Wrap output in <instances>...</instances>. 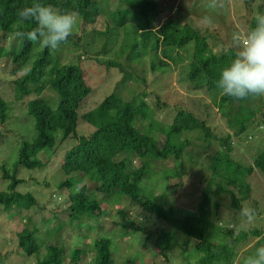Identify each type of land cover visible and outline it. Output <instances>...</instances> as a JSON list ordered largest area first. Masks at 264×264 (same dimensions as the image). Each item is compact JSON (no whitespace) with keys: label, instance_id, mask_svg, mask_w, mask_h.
<instances>
[{"label":"trees","instance_id":"obj_1","mask_svg":"<svg viewBox=\"0 0 264 264\" xmlns=\"http://www.w3.org/2000/svg\"><path fill=\"white\" fill-rule=\"evenodd\" d=\"M197 1L181 4L172 12L162 8L159 0H119L117 6L101 0H40L62 11H75L83 25V20L85 24L103 21L112 11L114 23L107 24V31L97 30V35L108 36L110 31L131 26L132 34L121 41L115 59L106 64L110 72L111 68L121 71L122 77L115 78L112 91L93 108L89 97L92 87L86 82L83 68L72 60L60 59V46L66 47L74 36L70 35L56 50L21 39L16 35L21 30L17 11L33 0H0V62H11L13 74L24 71L14 80V95L33 115L37 133L33 141L22 143L17 166L46 167L48 160L43 161L38 154L56 150L68 138H74L77 142L66 150L61 163L67 177L58 186H72L70 175L75 173L74 177L82 181L79 191L68 198V220L55 223L48 231L53 241L46 240L35 224L24 223L16 232L15 245L5 234L0 236V264H158L154 257L150 263L145 259L149 251L161 257L164 262L160 263L170 264V254L176 249L183 264H232L235 257L242 259L264 245V209L259 204H264V190L257 189L264 185V149L245 165L234 155L242 149L240 136L264 121V98L236 101L219 96L216 81L234 56L233 36L231 42L222 43L221 52H213L209 38L215 26L204 25L203 18L210 16L215 21V16L199 10L202 6ZM249 4L253 8L252 2L245 0V5ZM223 10L229 8L213 10L220 20ZM257 13L264 14V5L247 16V29L255 26ZM34 23L25 24L23 30H30ZM181 50L192 51L182 84L209 93L212 104L226 120L225 132L217 134L209 126L208 118L214 113L208 104L204 105L211 110L208 117L202 116L200 107L175 104L174 116L167 121L144 100L150 93V75L164 67L157 59L169 65L161 60L159 52L178 62L183 60ZM46 90L59 95L57 106H52L56 103L53 97L42 95ZM156 95L158 108L168 105L166 98ZM9 105L0 93L3 123L8 119ZM80 120L92 124L95 130L80 134ZM162 160L172 161V165H159ZM195 167L202 171L198 180L202 187H195L198 194L185 192L179 198V189L186 187L184 177ZM258 176L261 180L256 179ZM4 177L11 178V182L9 190H0V209L21 215L38 204L30 192L16 189L23 180L16 171L11 174L4 170ZM158 184L163 188L159 194ZM255 191L262 199L254 196ZM243 205L257 213L255 221L248 223V230L240 216ZM54 220L63 221L57 211L48 222ZM67 226L74 231L73 239H79L77 244L62 239L60 233ZM86 237H92L90 247L81 244ZM127 237L141 246L119 260L115 254L121 245L124 250L134 247L124 241ZM250 237L258 240L251 250L241 252Z\"/></svg>","mask_w":264,"mask_h":264},{"label":"rangeland","instance_id":"obj_2","mask_svg":"<svg viewBox=\"0 0 264 264\" xmlns=\"http://www.w3.org/2000/svg\"><path fill=\"white\" fill-rule=\"evenodd\" d=\"M101 1L107 2L109 6H117L119 4V0ZM159 1L161 4H163L162 8H164L165 10L171 9L172 12H176L178 6H180L181 4L188 5L192 3V0ZM248 1L252 2L253 8L249 7L250 4L248 6L245 5V0H228L226 2L225 0H223V8L227 7L229 8V10H223L222 20H220V17L217 16L218 13L216 11L214 12L213 9L206 8L210 3V0L197 1L198 4L202 6L199 10L203 9L202 11L204 13H207L208 15L212 14L213 16H215V21L212 20V24L215 26L213 27V29L215 30L212 31L213 35L209 38L210 47L212 48L213 52H221L223 48L222 43L227 41L231 42L232 36L237 32V30L234 31L235 29H238L239 31L246 30L247 24L245 21L247 16H251L252 13H256L259 6L264 5V0ZM165 17H167V15H165ZM165 17L163 18L164 20ZM78 23H80V25H77L74 33L72 34L74 38L70 39L66 47L60 46L59 55L60 59L63 62L73 61L75 63H78L83 68L86 82L92 87V91L89 95L90 103L92 106H94L93 108H95L98 104H100V102H102L105 96L112 91L115 84V78L122 77L121 71L115 70V68H113L114 70L112 71L111 68V73L109 69H107L106 64L110 60L115 59V53L118 49V46L121 45V41L125 37L127 39L128 35L132 34L131 26L129 24V26H124L117 31H110L108 33V36H101V34L97 35V30L105 29V31H107V24L114 23L112 21V11L107 13L103 21L97 19L93 23L85 24L83 20V25L81 17H79ZM82 26H84L83 29ZM228 32L231 34L228 35ZM97 52H99V54H97ZM179 52L182 54L183 60L181 61L179 59L178 62H174L173 60L165 57L161 52H159L161 60L169 62V65L160 63V61L157 59V56L155 58L154 53L152 54V57L155 59V61L157 59V62L161 65H164V67L161 66V69L154 72L153 75H150L147 84V88L149 89L150 93L145 97L144 100L152 108L156 109L160 118L167 121L171 120L174 116V111L172 108L175 104L186 105L188 107H191L192 109L196 108L198 110L202 108V116L204 117H208V111H211L204 108V105L208 104V108H213L214 113L213 116H210L208 118L209 126L213 131L217 132V134L225 132L228 129V126L225 123L226 120L219 113L217 107L215 108L212 104L209 93L200 90L194 91L187 88L188 84H182L186 79V66L188 65L189 60L192 57V51L188 52L181 50ZM93 57L97 58L98 61L95 59H91ZM118 59L121 61L123 60L120 57H118ZM149 61L150 58L148 57L147 65H149ZM13 67L14 65L11 62H7L5 59L0 62L2 77V81H0V93L3 94L4 97H6L10 104L7 121L4 123L0 121V190H9L8 187L11 182V178L4 177V170H8L11 174L16 171V176L20 179H23L17 185L16 189L22 193L30 192L36 197L38 204L33 209L23 210L21 212V215L16 214L14 211L4 212L3 209H0V236L5 234L8 242H10V244L12 245H15L14 240H16V232L20 231V229L24 227V223L26 224L27 222H31V224H35V226L40 229L41 234L46 240L53 241V238L50 239L51 236L49 235L48 231L54 228L55 223H57L56 225H58L62 222H65L64 220H68V206L70 204L68 198L70 197L71 193H77L82 186V181L74 177L76 176V173L70 175L72 177V186L65 188H59L58 186V182L67 177L66 173L61 167L63 156L66 150L73 146L77 142V140L74 138H68L63 144L57 147L56 150L50 149L46 150L45 152L41 151L38 154V157L42 160H48V165L46 167L43 166L41 168L38 167L29 169L23 165L17 166L22 143L33 141L36 138L37 133L33 115H31L29 111L26 110V106L23 101L15 99L16 97L14 95V80L16 79V77L21 76L24 71L13 74ZM50 94H52V96H50ZM156 94H159L162 98H166L168 100V105L161 104V107L158 108L156 106V103L158 101V97ZM42 95L48 96L49 98L53 97L52 101L56 100V103L52 104V106H57V104L59 103V100H57V97L59 95L57 96L56 92L51 91L50 93V90H46L42 93ZM255 105H257V102L255 103ZM261 122L262 124H259L257 122L253 127H249L247 131L240 136V146L242 147V149L238 153L236 152L234 155L235 157L239 158V161L243 165L251 163V158H253L255 153L264 149V121L262 120ZM94 130L95 127L92 124H89L88 122L83 120L79 121L78 131L80 134L85 133L88 135L89 132ZM195 135L197 134L195 133ZM248 135H250V138H247ZM190 139L195 140L193 136H190ZM234 142H237L235 138ZM236 148L237 147H235V149ZM135 163H137L136 160ZM164 163L172 165V161L169 160H162L159 162V165H162ZM190 171L191 173L184 177L186 187L184 189H179V198L180 196L184 197L185 192H194L195 187H202V185L198 183V180L202 174L201 169L195 167L194 169L190 168ZM256 179L261 180V177L258 176L256 177ZM177 180L178 179H175L174 182ZM253 183L255 185L254 181ZM257 189L261 191L262 189L264 190V185L262 186V188L258 187ZM162 190V185L158 184L156 187L157 194L161 193ZM257 191L254 192V196L258 200L262 199L261 193ZM195 193L198 194L197 191H195ZM170 195H172V192L170 193ZM217 199L220 198L217 197ZM222 201L223 203H226L225 199H223ZM186 202L189 201H185V203ZM124 204L127 205L128 202H124ZM259 204L261 206V209H264V204ZM56 211L59 213V216L63 221L54 220L52 222H48V219L51 218ZM95 221H98V217L95 219ZM106 221L109 222L108 219ZM242 224L243 223L241 222V225ZM245 224V229L248 230V223ZM111 225L112 224H110V226ZM60 235L62 239L66 240V242L71 240L73 244H77L79 241V239H73L74 231L70 226H67L66 229H63ZM257 240V237H250L247 243L242 245L241 252L251 250ZM124 241L128 242L134 247L132 250H124V247L121 245L119 250L115 254L117 259L119 260H124V258H127V255L129 253H132L133 250L138 251V247L141 246L138 241L136 242V240H134L133 238L129 239V237H127ZM91 242L92 237H86L84 240H82L81 244L84 243L90 247ZM92 253L93 252L89 254ZM88 255H84V257ZM153 257L156 258L158 264H162L160 263V261L164 262L158 254H156L155 256V253H153L152 251L148 252L145 259L149 262ZM170 257L172 258L171 262H169L170 264H183L182 257L181 255H179L177 249L170 254ZM194 258L195 259L193 260L196 261V257ZM27 259L29 261L34 258ZM31 264H33V262H31Z\"/></svg>","mask_w":264,"mask_h":264},{"label":"clouds","instance_id":"obj_3","mask_svg":"<svg viewBox=\"0 0 264 264\" xmlns=\"http://www.w3.org/2000/svg\"><path fill=\"white\" fill-rule=\"evenodd\" d=\"M209 9L223 8V0H210ZM21 30L17 37L26 39L42 48L56 50L74 33L79 17L75 11H62L53 4L33 0L17 11ZM255 26L237 31L233 35L235 48L231 62L221 70L216 88L219 96L241 101L264 97V14L257 13ZM35 22L30 30H23L25 24ZM203 24L212 25L210 16L203 18ZM256 210L243 205L240 216L246 223H253ZM232 264H264V245L242 259L237 256Z\"/></svg>","mask_w":264,"mask_h":264}]
</instances>
